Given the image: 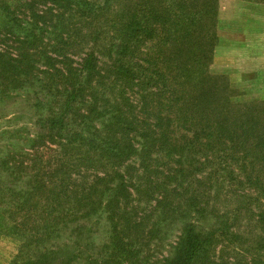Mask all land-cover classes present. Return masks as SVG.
Masks as SVG:
<instances>
[{"label":"trees","instance_id":"1","mask_svg":"<svg viewBox=\"0 0 264 264\" xmlns=\"http://www.w3.org/2000/svg\"><path fill=\"white\" fill-rule=\"evenodd\" d=\"M24 1L30 17H16L8 0L0 3V14L3 15L2 21L0 20L1 46L8 35L11 38L9 42H15L19 47L42 48L44 37L40 26L46 25L43 18L45 12L38 13L35 8L37 3L49 4L72 14V17L78 15L87 21L103 10L91 0ZM124 2L132 3L133 8L126 13L127 22L116 31V55L124 56L129 52L131 44L136 46L137 43H142L141 40L154 41L160 45L163 50L159 64L152 65V62L148 61L149 68L138 64V75L134 76L138 81L135 85L147 88L156 82L163 88L171 86L170 91L168 90L171 97L165 99L164 103L161 102L162 111L155 115L157 117H148L144 122H140V125H136L139 122L135 117H122L123 114L119 111L118 116L104 117L106 111L98 113L95 109L97 102L105 95L91 87L96 78L103 79L94 63L96 59L91 50L77 62L76 67L65 69V74L64 69H55L57 78L72 80L71 83L64 82L54 88L52 85H41L40 90L36 91L48 94L49 97L44 94L47 100L65 96L57 111L51 106H46L47 116L34 121L39 133L30 139L27 148L33 152L34 165L37 158L39 159V168L35 169L37 172L33 177L30 175L32 181L29 180L30 177L27 178L24 186L27 190L14 191L11 186H0V199H4L6 203L10 201L14 205L5 211V214L11 215V221L14 214L28 215L32 212L36 206L34 199L42 197L44 192V200L47 203L51 201L46 211H42L43 220L39 227L35 226L36 228L30 230L25 227L13 228L14 234L23 241L22 248H25L26 252V255H22L23 251L19 252L13 264H218L215 260H221L219 257L215 258V242L221 237L230 239L235 236L228 230L221 231L220 227H198L197 224L204 223L209 216L205 203L206 192L201 195L191 192L194 185L192 183L197 184L202 176L208 177L201 173V168L208 164L213 166L221 160L224 166L222 172L226 179L232 182L242 179L244 184L252 187L264 198V108L261 111H248L246 108L245 113L239 117L213 119L200 114L197 117V110L191 109V95H186L184 91L185 83L193 86L191 71L187 66L181 67L179 60V57L183 56L181 50L189 45L188 28L194 14L183 11L184 15L177 17L169 10L156 6L152 7L150 12L145 11L147 17H139L144 15V12L140 13V7L143 8L142 0ZM208 2L210 4L205 5V8L213 11L214 1ZM103 3L108 4V1ZM176 3L175 6L179 10L182 6L183 10L186 9L184 4L190 5L189 0H179ZM174 17L177 19L174 20ZM150 23L157 28L148 26ZM10 28L12 31H9ZM201 28L203 36L200 38L197 35L194 38L197 43L200 38V44L205 46L199 48V51L203 52L200 54L203 55L211 44L208 32L204 34L203 31L205 24L200 21L198 29ZM178 32L180 37L177 36ZM96 33L91 31L88 35L92 43ZM129 38L132 40L131 44ZM173 45L179 47L178 53L173 57L168 56L174 48ZM6 46L8 48V45ZM21 50L18 49L17 54L12 56L0 47V78L6 79L9 72L14 77L18 74L20 79L29 78L30 69L35 66L31 59L33 55L22 53ZM39 57V60L44 58V66L51 62L48 67L53 68L52 60L45 51L39 52ZM188 58L191 59L190 56ZM141 63L144 61L141 60ZM146 72L154 77L146 75ZM121 73L116 77L125 80L128 74L125 70H121ZM4 89L5 87L0 86V101L6 96ZM11 90L22 91L21 83ZM32 93L37 101L34 107L44 102L39 98V94ZM88 96L91 97L90 102L85 99ZM117 96L120 102L127 100L122 91H119ZM210 103L211 101L207 102L208 105ZM75 109L82 110L78 117H74ZM149 120H153V123ZM43 148L55 153L54 156L42 155ZM158 153L169 157L168 160L172 164L157 163L155 157ZM17 156L21 157L20 154ZM133 159L136 164L132 163ZM1 165L3 171L10 173V184L20 180L18 172L26 175L27 167H16L13 170L3 163ZM29 170L32 172L33 168L30 167ZM50 173L62 175V178L58 186L54 182L51 189H47L44 177L50 176ZM208 175H211V170ZM2 183L0 179V184ZM152 192V197H149ZM132 201L145 202V206L152 202L155 206H152L149 214L140 216L136 207H130ZM153 215L155 222L147 225ZM259 218L264 220V213L260 214ZM101 220L109 224L110 238L97 253H92L95 249L91 245V238L88 237L91 228L86 230V224L92 225ZM168 220L180 223L179 237L169 257L157 261L155 259V262L149 263L152 252L148 255L146 250H149L152 240L163 241L164 235L159 238L158 236L161 232H166L161 231V226ZM59 225H62L63 231L69 232V242L61 243L58 240L61 237ZM70 232H75V236L80 238L79 241L71 242L73 239ZM27 237L30 238L28 241ZM42 241L48 247L29 254L31 249L28 247L32 243L37 246ZM93 256H99L100 260ZM221 264L240 263L233 260V263ZM241 264L260 263L258 258L253 257L250 263Z\"/></svg>","mask_w":264,"mask_h":264},{"label":"rangeland","instance_id":"2","mask_svg":"<svg viewBox=\"0 0 264 264\" xmlns=\"http://www.w3.org/2000/svg\"><path fill=\"white\" fill-rule=\"evenodd\" d=\"M26 1L28 2V0ZM91 1H94L103 10L88 21L78 15L72 17V14L63 12L49 4L37 3L35 8L38 13L45 12L43 18L46 25L40 26L44 37L42 48L19 47L17 43L9 42L11 38L8 35L3 46L0 45L2 51L8 52L12 56L17 54L18 49H22V53L33 55L31 59L35 63L34 68L30 69L29 78L20 79L18 74L14 77L10 72L6 79L0 78V86L1 88L5 87L4 91H6V96H3V101H0V179L3 181L0 184L1 187L7 185L11 186L14 191L15 189L27 190V187H24L27 178L30 175L33 177V174L37 172L35 169L39 168V159L37 158L34 165L33 152L27 148L30 139L39 133L34 126V121L47 116L46 106H51L53 110L57 111L62 106L65 97L59 96L56 99L49 98L47 100L45 95L49 97L48 94L45 92L43 94L36 93V91L40 90L41 85L47 87L52 85L54 88L57 85L59 87L64 82L71 83V78L67 80L57 78L54 73L55 69L60 71L64 69L63 74H65V69L76 67L77 62L90 50L94 53L96 59L94 63L98 72L103 77L101 80L96 78L91 83V87L96 92L105 95L95 107L98 113L107 112L104 117H109V115L115 117L121 112L122 117L138 119L139 123L136 125H140V122H144L148 117H157L155 115H159V112L162 111L163 104L161 102L164 103L165 99L171 97L168 92L171 86L163 88L160 83L156 82L155 84L151 83L147 88L135 85L138 81L134 77L138 75L136 73L138 64H142L144 68H149L148 61H151L152 65L159 64L163 50L160 45L154 41L141 40V44L137 43L136 46H132V40L129 38L131 44L128 48L129 52L124 56L116 55L115 43H118L116 31L127 22L126 13L133 8L132 3L127 4L124 0H107L108 4L103 3L105 0ZM178 1L142 0L143 8L140 7V13L144 12V15L141 14L139 17H147L146 12H150L151 8L156 6L169 10L177 17L184 15L183 11L194 14L191 17L193 19L191 25H188L189 36L187 40H189V45L181 50V55L184 57H179V60L182 63L181 67L187 66L191 71L190 79L193 86L190 87L188 83H185L184 91L186 95H191V109L197 110L198 115L196 116L198 117L200 114V116L214 119V117H239L240 114L245 113L246 108L248 111H261L264 108V0H213L215 4L213 11L205 8V5L210 4L208 0H196V2L189 0L190 5L184 4L185 10H183V6L180 10L175 6ZM2 2L5 0H0V3ZM8 3L16 17H30L24 0L20 2L8 0ZM201 11L202 13H200ZM177 17L173 19L176 20ZM1 18H3L2 14H0L2 21ZM200 21L205 24L203 31L204 34L208 32L211 44L206 49L207 53L203 55L200 54L203 52L199 51V48L204 46L202 43L200 44V38L203 36L202 28L198 29ZM40 24L44 25L43 23ZM57 24L60 25L57 26ZM148 26L157 28L152 23ZM91 31L94 33L99 31L96 33L94 43L88 37ZM197 35L200 36L198 43L194 38ZM177 36L180 37L181 34L178 32ZM183 45L186 46V44ZM173 46L174 48L168 56L173 57L175 53H178L177 48L179 47ZM42 50L52 60L53 68L48 67L51 62L46 64L47 67L44 66V58L39 60V52ZM141 60L144 63H141ZM33 63L31 62L32 65ZM156 69L155 71H157ZM121 70H125L128 74L125 80L116 77L122 74ZM146 75L154 77L149 72H146ZM10 80L13 82L11 83ZM19 83H21L24 91L11 92V89ZM170 84L172 85V83ZM119 91L125 94L126 101L120 102L117 99ZM32 92L39 94V98L44 100L37 107H34L37 101H35ZM85 99L89 100L88 102L91 101L90 96L85 97ZM208 101H211L210 105L207 104ZM39 107L41 109H38ZM76 110L74 117H78V114L82 113V110ZM232 110L234 112H231ZM228 111L231 113L226 114ZM149 122L153 123V120H149ZM137 147L138 145H136ZM41 150L44 156L50 154L54 156L55 154L45 148ZM17 154H20L21 157ZM155 159L157 163L172 164L168 160L169 157L159 153ZM2 163L13 170L16 167L20 169L27 167L26 175L23 172H18L17 176L20 177V180L15 181V184L13 182L10 184L12 178L9 177L10 173L3 171ZM132 163L136 164V160L133 159ZM222 163L223 161L218 160L213 166L209 164L204 166L201 168V173L208 177H198L200 181L197 178L198 183H192L194 185L191 192L200 195L205 194V192L207 194L205 203L209 216L204 223L197 225L199 228L205 229L220 227L221 231L228 230L234 234V238L221 237L215 242V258L219 257L221 262L233 263V260H236L240 264L250 263L251 259L256 257L260 264H264V220L259 218V215L264 213V198L258 195L252 187L244 184L242 179L236 182L226 179L222 172L224 168ZM30 167L33 168L32 172L29 170ZM209 170H211V175H208ZM49 175L44 177L47 182V189H51L50 187L54 182L58 186L62 175L57 176L52 173ZM31 177L30 181H32ZM152 194L153 192L149 194V197H152ZM44 197H46L45 192L42 197L34 199L36 206L32 212H29L28 215L14 214L13 221L9 218L11 215L5 214V211L9 209V206L13 208L14 205L10 201L6 203L4 199H0V264H13L19 252L23 251L22 255H26L25 248H22L23 241L14 234L13 228L25 227L30 230L36 228L35 226L39 227L41 220H43L42 211H46L51 204V201L48 199L49 202L47 203ZM144 203L132 201L130 207H136L140 216L147 215L151 212L152 206L155 205L151 202L145 206ZM182 209L184 210V208ZM154 215L150 216L147 225L155 222ZM86 226V230L91 228L88 237L91 238V245L95 249L92 250V253H97L109 241V224L101 220L92 225L86 224ZM180 226L178 221L170 222V220L161 226V231L166 232H161L158 238L164 235L163 241L152 240L149 250H146L148 255L152 252L149 263L155 262V259L157 261L171 255L172 247L180 234ZM59 232L61 237L59 236L58 240L61 243L69 242V232L63 231L62 225H59ZM70 233H72L73 239L71 242L79 241L80 238L75 236V232ZM29 239L27 237V241ZM35 246V243H32L28 247L31 249L29 254L34 253L37 249L41 251L40 248L48 247L43 241ZM95 259L100 260L99 256ZM221 262L215 260V263L221 264Z\"/></svg>","mask_w":264,"mask_h":264}]
</instances>
